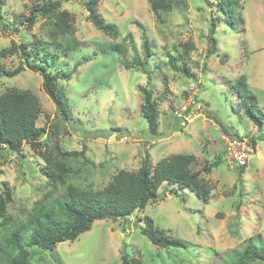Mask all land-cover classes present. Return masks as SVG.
Returning a JSON list of instances; mask_svg holds the SVG:
<instances>
[{
  "label": "rangeland",
  "instance_id": "obj_1",
  "mask_svg": "<svg viewBox=\"0 0 264 264\" xmlns=\"http://www.w3.org/2000/svg\"><path fill=\"white\" fill-rule=\"evenodd\" d=\"M46 1L0 0V52L17 47L0 56L1 71L23 67L11 77L0 74V95L16 88L37 98L41 107L37 126L46 130L41 142L46 141L75 173L68 184L96 190L119 170H137L145 153L152 166L170 155L191 154L196 157L192 170L207 180L210 199L205 204L186 189L162 185L155 202L124 220L96 221L75 241L57 244L52 251L27 248L29 264H119L122 255L138 258L141 264H237L232 252L246 245L264 253V0H241L239 16L224 24L214 0H174L175 7L159 17L148 0H94L97 15L118 30L115 37L103 34L89 19L86 4L93 0H58L74 28L59 41L72 39L78 50L67 57V69L82 56L91 58L69 81H58L66 118L42 90L41 77L24 66L21 54L22 45L30 51L36 40L45 39L48 25L38 17L26 30L20 20ZM2 23L9 28H2ZM143 34L152 53L149 77L123 66L132 60V45L142 57ZM211 39L216 40V51L208 55ZM116 43L123 45L124 56L107 50ZM171 58L191 75L175 72ZM240 76L256 97L262 124L244 117L227 87L226 82ZM140 86L152 89L155 96L156 135L149 133L140 113ZM225 137L259 139L242 175L225 158ZM23 153L25 157L0 150V196L8 190L11 199L5 219L0 217V223L6 221L0 237L25 220L51 189L39 170L44 164L37 152L24 148ZM216 157L217 167L209 175L201 173ZM62 192L57 186L51 198ZM145 218L185 247L153 246L140 232Z\"/></svg>",
  "mask_w": 264,
  "mask_h": 264
},
{
  "label": "trees",
  "instance_id": "obj_2",
  "mask_svg": "<svg viewBox=\"0 0 264 264\" xmlns=\"http://www.w3.org/2000/svg\"><path fill=\"white\" fill-rule=\"evenodd\" d=\"M148 2L151 11L158 17L161 13L175 7L174 0H148ZM214 2L216 3L215 12L223 16L221 21L223 23L220 24H224L227 19L228 22H231V18H235V15L239 16L238 8L241 0H214ZM95 5L94 0L86 4L89 19L95 28L106 36H117L118 30L114 25L106 23L97 15ZM60 7V1L47 0L46 3L43 2L42 5L31 9L30 15L25 20H20V23L25 22L26 30L32 28L38 17L45 18L48 25L45 39L36 40L33 49L30 50L32 53L22 45L21 54L24 57V66L41 77L42 90L55 105L56 111L66 118V105L58 88V81H69L78 67L91 58L82 56L71 69H67L69 66L66 61L67 57L78 50L77 48L75 50L76 42L72 39L59 41L66 35L74 33L70 14L64 10L61 11ZM213 23L212 21L211 33L216 27ZM2 28L6 30L9 26L2 23ZM211 41L212 45L208 50V55L215 54L216 51V40L211 39ZM188 46L193 47L192 45ZM131 47L132 60L129 63L124 61L123 66L126 69H140L144 75L149 77L152 53L147 37L144 34L142 36V57L135 52L134 45ZM16 49L17 47L12 46L8 50H2L0 56L4 55L6 51L15 52ZM123 49V45L116 43L107 50L116 51L124 56ZM169 65L179 74L191 75L188 68L175 66L172 58L169 60ZM22 70L23 67H19L8 73L1 71L0 68V74L11 77ZM226 84L236 96L244 117L256 122L257 125L262 124L256 97L248 89L246 79L240 76L233 83L228 81ZM138 90L142 97L141 116L148 124L149 133L156 135L159 120L153 90L142 86ZM40 116L41 107L31 92L8 88L0 95V150L5 149L21 157H25L24 148H27L28 151H36L44 164L39 170L44 175L47 185L51 187L42 200L35 203L25 220L14 223L13 228L7 229L6 235L0 237V264H29L27 250L29 247L52 251L57 244L75 241L80 235L89 231L96 221L124 220L136 211L143 210L148 203L155 202L158 198V189L162 185L171 187L173 190L186 189L205 204L210 199L207 180L200 176V172L192 170L196 157L191 154L170 155L152 166L148 154L145 153L137 170H119L105 186L96 190L68 184V179L75 173L66 166L64 161L58 160L50 148H47L46 141L41 142L46 130L45 127L37 126ZM45 118L49 120L47 116ZM257 140L252 138L249 142L255 147ZM59 152L61 155V151ZM217 159L218 157L214 162L203 167L201 173L209 175L217 167ZM244 168L237 167L239 174H243ZM57 186L62 187L63 192L60 196L51 198V194ZM10 201L9 191L4 190L0 196V217L3 219H5L6 205ZM145 223L146 226L141 228L140 232L153 246L185 247L182 241L172 239L163 231L154 229L150 219L145 218ZM5 226L6 221L4 220L3 223H0L1 230L6 231ZM232 254L235 258L237 257L234 258L237 260V264H245L246 261L264 262V253L251 245H246L242 251H234ZM119 264H141V261L133 256L122 255Z\"/></svg>",
  "mask_w": 264,
  "mask_h": 264
},
{
  "label": "built area",
  "instance_id": "obj_3",
  "mask_svg": "<svg viewBox=\"0 0 264 264\" xmlns=\"http://www.w3.org/2000/svg\"><path fill=\"white\" fill-rule=\"evenodd\" d=\"M224 140L227 162L237 167H246L257 151L256 146L253 147L250 142L240 137H225Z\"/></svg>",
  "mask_w": 264,
  "mask_h": 264
}]
</instances>
